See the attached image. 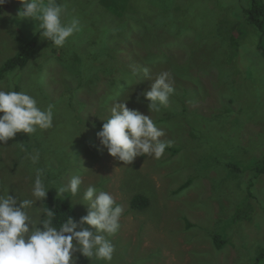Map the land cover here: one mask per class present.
<instances>
[{
  "label": "rangeland",
  "instance_id": "1",
  "mask_svg": "<svg viewBox=\"0 0 264 264\" xmlns=\"http://www.w3.org/2000/svg\"><path fill=\"white\" fill-rule=\"evenodd\" d=\"M56 2L83 26L62 48L40 38L37 21L17 18L18 0L0 7V87L55 106L50 129L0 145V189L31 198L40 168L48 195L76 172L82 190L110 192L124 207L111 264H264V21H250L255 0ZM37 36L29 62L4 73ZM131 65L153 79L172 73L167 107L150 113L143 94L151 81L133 77ZM117 100L165 131L161 139L172 143L160 159L125 165L101 147V119ZM137 196L149 205L134 208ZM41 206L29 214L41 220ZM248 206L250 216L237 214ZM74 210L76 221L87 214L84 205ZM76 255L78 264H105Z\"/></svg>",
  "mask_w": 264,
  "mask_h": 264
},
{
  "label": "clouds",
  "instance_id": "2",
  "mask_svg": "<svg viewBox=\"0 0 264 264\" xmlns=\"http://www.w3.org/2000/svg\"><path fill=\"white\" fill-rule=\"evenodd\" d=\"M22 7L17 18L37 21L41 39L51 41L52 47L62 48L70 39L82 31L78 16L68 17L66 7L56 0H18ZM7 0H0L3 7ZM131 75L150 80V87L143 94L149 102L150 113H158L167 107L175 93V80L170 71H161L153 79L148 67L130 66ZM54 105L39 106L35 96L27 91L4 90L0 87V145H7L18 133L30 138L38 131L53 126ZM110 115L103 121L97 139L102 148L117 162L131 164L137 157L147 156L160 159L171 147V141L161 139L166 135L159 128L152 115L129 109L127 102L114 101L109 108ZM20 144V143H17ZM28 159L33 165L40 160V153H31ZM83 176L71 174L66 184L56 186L57 197L66 194L76 198L75 205H84L87 214L79 221L67 216L54 226L56 212L43 208L49 189L43 178V169L35 170L31 187V198L12 196L9 190L0 189V264H78L81 256L105 264H111L116 247L112 243L120 230L124 207L108 191L89 184L83 188ZM73 206V199H70ZM42 204L43 220L34 218L29 209ZM86 226H90L86 227ZM94 229V231L92 230Z\"/></svg>",
  "mask_w": 264,
  "mask_h": 264
},
{
  "label": "trees",
  "instance_id": "3",
  "mask_svg": "<svg viewBox=\"0 0 264 264\" xmlns=\"http://www.w3.org/2000/svg\"><path fill=\"white\" fill-rule=\"evenodd\" d=\"M250 21L252 24L261 27V24L264 21V4L258 0H255L254 6L250 9L248 12ZM39 36L35 38L32 44L28 45L25 50L17 57L9 60L6 63L5 69L2 71L5 73L6 71H14L15 69L19 67H24L29 62V56L33 50V47L35 46V43L38 41ZM2 74V72L0 73ZM190 186V182L185 183L181 188H179L177 191H175V195L181 194L183 191H185ZM145 202V207L149 205V200H146L143 197H135L132 201V204L134 208H137L141 205V203ZM44 203V208H50L56 212V218L54 220V226H58L60 223H62L67 216L75 217V210L74 207L68 203L65 199L61 197H54L53 195H48L46 201ZM251 207H245V209H242L237 214L241 216H250L251 214ZM46 217L43 215L42 219H45ZM217 245L220 247L219 241H216Z\"/></svg>",
  "mask_w": 264,
  "mask_h": 264
},
{
  "label": "bare ground",
  "instance_id": "4",
  "mask_svg": "<svg viewBox=\"0 0 264 264\" xmlns=\"http://www.w3.org/2000/svg\"><path fill=\"white\" fill-rule=\"evenodd\" d=\"M204 53V52H203Z\"/></svg>",
  "mask_w": 264,
  "mask_h": 264
}]
</instances>
